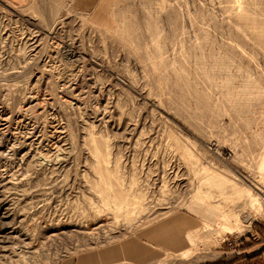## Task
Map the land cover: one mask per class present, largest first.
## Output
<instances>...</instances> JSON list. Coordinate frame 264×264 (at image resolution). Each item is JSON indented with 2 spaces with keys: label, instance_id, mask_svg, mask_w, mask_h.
<instances>
[{
  "label": "rangeland",
  "instance_id": "374dc122",
  "mask_svg": "<svg viewBox=\"0 0 264 264\" xmlns=\"http://www.w3.org/2000/svg\"><path fill=\"white\" fill-rule=\"evenodd\" d=\"M124 246L264 264V0H0V264Z\"/></svg>",
  "mask_w": 264,
  "mask_h": 264
},
{
  "label": "crops",
  "instance_id": "0c3cea01",
  "mask_svg": "<svg viewBox=\"0 0 264 264\" xmlns=\"http://www.w3.org/2000/svg\"><path fill=\"white\" fill-rule=\"evenodd\" d=\"M8 1H10L11 3L19 4V3H24L27 0H8ZM175 224H176V221H175ZM159 227L160 228L157 229L158 234H159L158 238L162 240L161 245L164 246L166 249H171L172 251H177L176 253H179L186 246V242L183 239V237L180 236L179 232L174 231L172 233L171 230H169L168 233L170 234V236H167L166 233H164L162 230L166 228L169 229V227L164 226V224ZM174 228L176 229V227ZM182 234H183V231H182ZM172 237L175 241L172 240ZM183 243L185 244L184 246H183ZM170 245H172L173 247L171 246L170 248ZM131 250H134V249L130 248L129 246H124L123 248L107 250V251H104L103 253H97V254L96 253H86V254L80 255L77 258L65 260L61 262V264H117L118 262H121L120 253L121 252L130 253ZM140 252H141V249H137V250L135 249L132 253H137V255L140 256L141 255Z\"/></svg>",
  "mask_w": 264,
  "mask_h": 264
},
{
  "label": "bare ground",
  "instance_id": "6f19581e",
  "mask_svg": "<svg viewBox=\"0 0 264 264\" xmlns=\"http://www.w3.org/2000/svg\"><path fill=\"white\" fill-rule=\"evenodd\" d=\"M143 208V207H142Z\"/></svg>",
  "mask_w": 264,
  "mask_h": 264
},
{
  "label": "built area",
  "instance_id": "2783aa9c",
  "mask_svg": "<svg viewBox=\"0 0 264 264\" xmlns=\"http://www.w3.org/2000/svg\"><path fill=\"white\" fill-rule=\"evenodd\" d=\"M228 243V242H227Z\"/></svg>",
  "mask_w": 264,
  "mask_h": 264
}]
</instances>
